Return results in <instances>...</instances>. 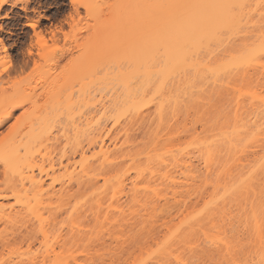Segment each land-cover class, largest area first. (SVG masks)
Returning <instances> with one entry per match:
<instances>
[{"label":"bare ground","instance_id":"1","mask_svg":"<svg viewBox=\"0 0 264 264\" xmlns=\"http://www.w3.org/2000/svg\"><path fill=\"white\" fill-rule=\"evenodd\" d=\"M6 2L7 1L3 0L1 4L4 5L6 4ZM26 2H28V0ZM153 4L154 3H150V29L148 28L150 32L146 31V33L147 32L150 33V46L147 47L148 43L146 42L147 44L145 45L146 47L144 48V51L143 50L138 51L139 48H135L136 51L133 49L134 53L133 52L129 53V58L131 59V61L128 58V62H132L136 66L135 71L134 69H133L134 72L132 71L133 74H138L137 76L140 75L141 76L140 79L142 80H140L139 82L137 81L138 83L137 84L135 83L136 85H134L133 87H129V90H127L128 94L126 93L127 96L125 95L126 98L124 97L125 99L124 98L118 100L116 99L114 101H105L104 99L98 102L100 103V105L99 108L97 107L98 108L96 110L97 113L95 112L96 115L98 116L97 117H95L96 115L94 116L96 121H93L91 118H90L91 121L90 120L85 121L87 122L86 125H84L85 123L82 124L83 128L84 127L85 128L82 129L80 127L82 130H80L79 127L74 126L75 124L74 121L76 122L77 120H74V118L72 120H68L69 119V115H68V119H67L68 122L66 124L69 127L67 126V128L70 127H76V128L75 130L74 128H71L72 129L71 131H73L72 133L73 136L69 137L67 139L68 141L65 140L67 143L65 145L63 144L64 146L60 145L59 142L56 143L59 140L61 141V139L58 140V137H54V135H52V139L50 138L51 136L50 129L52 126L50 125L51 126L50 127L49 126L50 123L48 124L49 117L47 116L49 114L48 115L46 114L47 118H45V115L44 117L41 116L42 113H40L39 115V112H41L40 110L42 109L41 108L42 105L43 104L46 105L45 101L43 104H41L43 101L37 102V99L34 100V98L32 97L33 95L32 96L30 95L31 100L27 99L28 101L26 102L20 101V99H23L21 98L22 88L21 91L17 89L19 91H15L13 93H8L7 90L6 93L4 91L5 94L3 92H0V106H1L0 112L2 113L4 110L3 117L0 118V128L4 126L3 124L6 123L7 120H9L10 118L12 119L14 112L20 110L22 111L20 117L17 118L15 120V124H13V129L14 130L17 129V131H13L12 129L13 132L12 133L9 132L10 137L7 136L9 135L7 134L6 136L0 139V256L1 259L3 258V260H5V257L8 255V258L11 261L17 260V263H21V264L22 263L46 264L51 257V253H53L52 255L55 258V261H53L54 264H72L73 262L72 263L70 262L71 259L68 260L69 259L68 256L67 258L63 257L67 255L64 251L63 252L65 253V255L63 253H62L63 255L60 253L56 255L57 252L55 253L56 250L54 247V242L59 241L60 239L63 238L62 229L65 228L63 224L61 225L62 227L61 228L59 222H56L59 221L60 219L58 218V213L61 215V213L66 212L67 216H69L70 222L68 221L69 224L66 223L67 224L66 228L68 229L67 232L69 231L68 233H70L69 235L71 237L73 236V239L72 238L71 239L74 240L72 243L74 244L75 241L77 240L75 239L77 236L75 237L74 235L76 234L79 235L80 233H81L80 235L83 236L85 235V233L82 234V232L85 231L82 228L83 224L79 222L80 220L78 219L81 218L83 219V217L88 215L90 212L93 214L94 220L95 221L98 220L99 226H101L102 224L104 225L101 226L102 227L101 229L104 228L106 229L105 226H107L108 224H111L110 226L108 225L109 230H110L109 227L111 226H113V228L114 226L117 225L121 226L123 222L122 220L125 221L130 216L131 219H134L135 217L138 218L141 217L138 220L142 219L148 222L147 220L148 217L149 220L150 219L152 220L155 218L156 215H159L155 212L156 210L157 212L160 211L159 208H157L156 206L158 203L164 202L167 203L168 205L169 196L173 197L174 201L181 202L180 199L177 200V197L180 193L179 191H181L182 189L183 190L184 188L188 189V191L187 190L186 191L190 194V192H192L193 189H194L193 193H195V190L197 189L196 188L197 185L198 187L201 185V189L202 186L204 187L205 185H211V188L213 190H211L212 192L209 195L216 196V199L215 197L209 196L214 198V200L210 201L209 199H207L211 203H208L209 205L207 204L208 205L207 207H205L204 205L203 209H205V211L203 213L199 212L198 214V216H200L199 218L197 216L196 219L192 218L191 220L189 218H186L189 219V221L186 220L187 223L185 222V224H183L186 225L185 228H182L183 227L181 225L183 222L182 221L179 224V226L182 227L181 228L178 227L179 229H177L176 227L177 229V230L175 229L176 232L173 230L174 232L173 237L169 233L172 237V239L170 237L171 241H169V244L170 242L173 244L172 246L170 244L173 251L170 250L169 248L170 246L168 244H166V247L165 246L164 247L165 249L169 248V250L164 249V251H163L164 247H161L160 245V247L162 248V252H164L163 254L165 256L164 258L167 259L168 256H172L174 250L175 251H177V249L181 250L178 247H176L177 249H173V247L177 246V244L179 245L181 244L180 246L183 245L182 247L178 245L180 248H184V246L187 248L186 245H188L189 249L194 250L193 249L194 245L198 244L197 242L203 236V235L201 237L199 236L200 232H202L205 235L204 238H206L207 241L206 244L209 243L208 247L209 246L214 247V248L211 247L212 251H210V253L213 252V249L215 248L216 250H218L215 253L216 255L219 252V250H223L228 256H226L225 253L222 255H225L226 257L231 256V258L229 257L230 258L229 260H231L230 264L233 262L236 263L235 261L232 262V260L238 259V258L235 259L236 257L235 258L233 257L234 256L233 253L235 252H232L234 248V246H232V243L237 241V237L236 240H233L234 238L230 239V236H228L227 233L226 234L228 237H224L225 234L222 235L224 231V225L226 223L224 222L225 224L220 229L217 228L218 224L216 223H214V226L211 225L212 227H214L213 230H215V228L217 229L215 234L214 233L211 234L208 231L206 232L204 230L205 228L204 225L206 224L205 223L206 220H208L207 223L209 222L210 225V223L212 224V222H217V220L215 219L219 218V221L221 220L220 214H221V218L223 217L225 218V216H222L223 214H225L223 211H226L228 208H230L231 206H229L228 208L226 207L229 204H232L231 200H229L228 198L231 199L233 198V200H235L234 198L236 196L237 198L236 200L241 199L244 202L243 203L241 201V203L246 204L247 206L250 204L251 206L250 209H248V207L250 206L248 207L244 206L248 214L245 212L246 217H245V221H243V224L246 222V224H244L246 227H249L250 224L254 226L255 232L253 231V227H252L253 232L251 231V233L252 235L254 233L253 235L254 238L256 237L255 235H257V240H255L256 245H254L255 247L253 248H256L257 246L256 250L258 249V251L256 253L258 254L256 255L254 253L256 255L257 260H253V261H255L257 264H264V235H263L264 215L262 216L261 213L263 212H261L262 211L261 209L260 210L257 209L260 211L257 212L255 207L257 206V204H255V202L258 203V201L257 200L255 202L251 201L252 196H250L251 194L255 193L254 187L258 186L256 182L259 183L260 181V186L262 184V186L264 187L263 185L264 183H262L263 182L262 180H264V178L262 179L261 177L260 179L262 180L258 178V176L260 177V175L261 176L264 175V156H261L264 152L261 151L259 153L257 150L258 147L264 149V94H260L263 92L257 93L255 92L256 90L255 91L253 90V92L251 91L252 86L254 87V89H256L257 87L259 78L256 77H258L259 75L257 76L256 74L259 73L261 75L259 77H263L264 79V0H179V1L176 0L175 4L171 6V8L170 7L164 8V6L160 5L158 2H155V5ZM138 7L137 10H140L138 9ZM100 15L97 17H101ZM137 15L138 14H136V17ZM103 18H102V22L99 19L102 25H104ZM96 20H98V18H96ZM96 20L94 19L95 23ZM143 24L142 27H145V25ZM116 26H117L116 28H118L119 25H117L116 23ZM146 38L143 39L148 41V39ZM38 39L40 41V38ZM0 42H1L0 44H3V47L5 48L6 44L2 40ZM108 53L109 52H107V54ZM102 55L103 57H105L104 54ZM95 57L92 58L95 59ZM89 58L90 57H88V59ZM99 58L97 57L95 61L97 62ZM88 59L86 58V60ZM95 61L94 63L96 65ZM250 71L256 72L255 74L253 73L254 75L251 74V77L252 75L255 76L254 78L249 77L250 76L249 74L251 73ZM84 72H86V70ZM132 72H130L129 76L131 75L130 77L135 78V75L131 74ZM91 74L92 73H90V75ZM64 77L66 76L64 75ZM238 78L242 80L241 82H244L243 83L244 86L243 85L241 86L245 88L247 87L249 88L251 86L249 90L248 88L245 89L242 87L244 91L242 89H238V91H236V87H234L235 86L234 82L238 80ZM250 78L251 80H249ZM126 79L125 80L129 82L128 80H130L131 78L129 79V77H127ZM252 79L255 80L253 81ZM256 80L257 83L255 82ZM252 81L253 83L255 82V84H252ZM260 81L261 83L264 84L263 80ZM245 82L249 83L248 86L247 84H245ZM240 83L239 84L237 83L238 85L236 84L237 88L240 85ZM2 88L4 87H1V89ZM260 89L261 88H259V90ZM16 92L18 93L20 92V93L18 94ZM72 92H70L69 95L72 94ZM230 92L234 93L235 95H233ZM51 94L53 93L51 92ZM225 94L226 96L228 95L227 97L232 96L231 98L235 99V100L233 99L234 102L230 98L228 100ZM19 95L21 96L20 98ZM69 95L67 98H69ZM84 95L82 97L83 99L85 98ZM213 95L215 97L217 96L216 101L217 99H219L220 102L223 101V103L224 102L226 103L225 100H227V103L228 102L231 103L229 105L231 107H229L230 110L228 112H224L223 110L226 108V106L228 107V105H226L227 103L221 105L222 107L225 105L224 108L221 109L220 107V110L221 111L223 110V113L225 114L227 113L226 115H223L222 119H226L227 118L226 116H228V118L231 119L229 120L227 119L223 123L217 122L215 119L214 122L212 123L214 124L221 123L218 126L216 125L214 126V124L212 125L211 123L210 125L207 122V124L212 128H209L208 126L204 127V130H202L203 136L199 138L198 136L200 134L194 135L196 133H193L192 135L190 132L187 131L188 133L191 134V136H193L191 137V139L194 138L197 141L194 142L197 143L195 144L197 153L195 152L193 153L192 149L191 151H188L187 149H189L190 147L186 148L187 151L185 150L183 151L182 148H181L182 150L175 148L177 144L175 146L169 144L168 138H170L171 141V137H172V135L168 136V134L170 133L167 134L166 139L164 140L160 139V137L162 138V136L159 134L160 133L165 134V131L162 132L163 129L170 126L171 122L174 123L173 120H175L176 122L179 114H181V117L184 118L182 116V113L183 115H185L184 112L186 111V114H188L187 113L188 111L190 112V110L195 109L194 106L196 107L197 105V107L198 106L200 107V104L202 103L203 104L206 103L204 104V106L205 105L207 106V104L212 100L215 102V98ZM220 95H224V96H220ZM71 96L72 95H70V97ZM212 96L214 99L212 98ZM219 97L221 98L223 97L222 101L220 100L221 98ZM67 98L64 97V101L72 100L70 98L69 99ZM43 99H45V97ZM61 101H63V99ZM58 102L55 105L56 108L58 107L57 104L59 105L62 103V102L60 103V100H58ZM84 102L79 101L78 103L79 105L80 103H83L85 107L87 101ZM89 103L90 102H87V106L89 105ZM72 104L74 106V104L76 105L77 103L76 102L73 103L72 101L70 103V101H67L66 104H64L65 108L68 109V110L65 109V112L67 110L71 113V109H72L71 107H73L71 106ZM203 104L201 105V108L198 107V111L199 109L202 111L203 109H205L202 107ZM210 104L213 107L216 106V105H212L213 103L211 102L208 104L207 107H209ZM245 104H247L246 107ZM45 105L43 106L45 107ZM79 105L77 108H79ZM190 105H193L191 106L193 109L191 107L189 108ZM249 105H250L249 107L250 109H247ZM53 106H51V108ZM52 109H54V107ZM183 109L186 110L184 111ZM245 109L247 111H245ZM73 113L79 114L78 111ZM231 113H233L232 114L233 116H230ZM59 114L63 116V111L62 113H58V115L57 114L56 115L59 116ZM73 115L70 114V118L73 117ZM66 116L67 115H65L64 117L66 118ZM75 116L77 117V115ZM219 121H224V120H219ZM179 122H181V120ZM80 123L81 122L79 121V124H77V126H81ZM175 125L174 124L171 125L172 126L171 132L174 131L173 128L175 127ZM142 126H144L145 128L149 127L147 128L148 130L146 133L148 134L149 139L147 135H145L147 139L151 141L152 138L150 137H153L154 138L153 141L154 140L155 141L154 142L147 141L148 143L145 144L146 145L145 147L146 148L148 147L147 148L148 150L145 148L146 153L144 152L145 154H143L144 159L141 160L140 157L139 160L136 157L139 156V154L142 153L140 151L144 149L142 148V150L141 149L137 150L135 148L136 146L133 147L134 149L133 148L131 149V146L133 144L130 143L131 140L129 141V138L131 136V133H133L135 130H137V128H140ZM177 128L179 127L176 126L175 130H177ZM182 128L186 129L185 126ZM199 132L201 133V131ZM176 133L178 134V131ZM183 133L186 134V132ZM178 135H181V132ZM176 136L174 135V137ZM121 138H123V140L125 138V141L123 143H121L122 140ZM159 139L161 140V143L160 141H158ZM174 139L172 137V142ZM180 140L182 139H179V144L183 143L182 141L180 142ZM52 141H55V143L54 142L52 143ZM189 141L191 140L189 139ZM162 142H164L163 145L166 144V146H163ZM149 143H151L153 148H151L152 146H150ZM254 148L260 154V157H258L259 156L258 155L256 156L258 158L252 159V162L249 161V163L245 162L246 164H244L243 162L244 160H246L245 158L248 157V153L251 152V149L253 152L255 150ZM132 150L134 151V153L132 152ZM137 152L139 154H137ZM257 152L256 155L258 154ZM195 155L197 156L199 155V159L202 160V162L204 163L202 167H204L203 174H205L206 178L202 177L203 174L202 171H199L200 168L197 170L200 172L199 175L200 174L202 175L201 176L198 175V171L196 170L197 167L195 166L196 164L195 162L196 160L198 161V159H196L197 156L195 157ZM123 161L125 162L124 164L128 163L126 164V166L128 165L126 169H123L126 167L123 166L124 165L122 164ZM117 162H119V164ZM250 163L253 164L250 165ZM117 165H119V167ZM58 168L60 169V171L62 170L64 171V174L63 171L61 172L62 176L63 175L64 176L62 180L60 179L61 180V182L59 183L60 189L58 191L59 195L57 194V196H59L57 199L60 200L61 205L56 206L57 211L54 210L56 212L53 211V213L57 215L54 216L52 213H49V211H52L53 207L51 209L50 205L54 204L55 202L53 201L51 202L49 200L47 202V205L49 204L48 209L49 208L50 209L47 210L43 208L47 210L49 215L48 216L45 214L46 215L45 218L44 213L46 211L44 210L45 211L44 212L42 209L43 214L40 213L41 212L40 207L43 204H46L43 202L45 196L44 194H46L47 196L50 193L48 195L50 196L52 191L55 193L54 190L56 183L54 182L55 184L53 187V185H51L52 183L49 182L48 180L51 179L52 181H54L55 177H53L54 179H52V176L59 171ZM132 170H134L135 172ZM130 171L134 172L136 176H134L135 182L133 181V183H131L132 187L130 186V188L128 189L130 194V197L129 196L128 197L131 198V200L133 198L136 204L139 205V208H141L140 212H138L139 210H132V209L129 210V208L128 211H125L124 208L122 207L123 206L122 203H120L122 206L119 204V202L123 199V196L127 193V191L125 192L126 189L125 184L128 183L127 176H129V174L131 173ZM147 177H151V179H154L153 182L150 181V178L148 180ZM212 177H214V179ZM57 178L58 177H56V181ZM201 178H203V180ZM255 179L259 181L256 180L255 182ZM145 180H148L146 185L144 182ZM48 182L50 184H48ZM254 182L256 183V185ZM162 186L163 188L167 186V189H163ZM256 188L258 189V187ZM256 188L255 190H257ZM198 189H200V187ZM198 189L196 190V192L198 191ZM50 190L51 192H49ZM84 191L87 192L85 193ZM82 192L83 194H87V197L88 195L91 194L92 197L94 198L92 200H95L93 202L94 204L91 203L92 201L91 199L87 198L91 200L89 201V203H91V206L88 205L89 204L87 203L88 200L87 199L85 200L86 197L84 198V201L83 200L77 201V199H79L77 197H80V199L83 198L82 196L84 195L77 196V194H81ZM89 192L92 193L88 194ZM56 193H55V198H56ZM193 193L191 195H193ZM257 193L258 192H256V195H258ZM129 194L127 193L126 195ZM182 196L185 197V194ZM259 196L260 198L257 199L261 200L262 196L260 195V193ZM51 197L52 196H50L49 198ZM53 197L51 198V200H53ZM179 197L181 196L179 195ZM95 198L97 199V201ZM226 198L231 203L228 202ZM150 199L153 201L152 203ZM58 200H57L58 202L57 204H60ZM74 200H75V204H73ZM105 200H109L108 202L110 203V205L106 204L107 201L105 203L104 202ZM224 201L228 202L229 204L226 206L222 205L225 203ZM204 202L205 200L203 201V203ZM221 202L223 203L221 204ZM236 202L240 203V200ZM104 203L108 205V207L106 206L107 209L103 210ZM147 203H149V205L155 204L152 206V207L155 206L154 209L150 207L151 210L154 211V213L150 214L152 212L150 210H149L150 213L148 212ZM180 204H184V203L182 202ZM124 205L126 206V204ZM132 205L133 203L130 206ZM137 205L135 206V208L138 207ZM167 205H165L164 207H166ZM65 206L68 207L65 208ZM86 206L88 207L90 206L89 207L90 209ZM241 206L243 205L241 204ZM43 207H46V205L45 206L43 205ZM85 207L88 208L90 211ZM142 209L144 212H146L145 214L143 213L140 214ZM228 212L232 214V212L230 211ZM252 212H253V216L250 218L248 215H252ZM91 213L88 216H90ZM153 214L154 216H152ZM150 215L152 217H150ZM90 217L92 218V216ZM239 217H241V215ZM229 218L231 220V216ZM234 218L236 219V217ZM241 218H243L244 220L243 216ZM100 219L102 220V222ZM131 219H128L127 221L129 220L131 221ZM224 221L226 220L224 219ZM134 223L136 224V222ZM238 223L241 222H239L238 220ZM133 224H131V226ZM54 227H56L58 230L55 228L57 230L56 231ZM235 228H238V226ZM250 228L251 226L248 228L249 231H247L249 233L251 230ZM228 230L229 229H227L226 232H228ZM39 234L42 237L41 240L43 239V241H41L42 245L46 247L45 253H47V256L45 255L46 257H43L44 255L42 254L43 258L40 259L39 255L38 256L36 254L33 255L31 254V252L29 254L28 253L23 254L24 251L23 250H22L23 252L20 251L21 245L19 246V243L20 242L23 243L25 240L26 241L28 240L30 242L29 246H31L34 244V242L31 241L36 239ZM97 234H99L98 231ZM97 234L95 233L94 235ZM232 234H234V232ZM65 235L67 236V233ZM87 235L88 233H86L84 237H87ZM102 235L105 236L104 233H101V235L99 234V238ZM78 238L81 237L78 236ZM90 238H92L91 235ZM94 238L95 237H93L92 239L93 241ZM194 238H198L199 240L193 241ZM81 239L79 240L81 241ZM228 239H230L231 241L230 240L228 241ZM79 240H77V242ZM84 241H81V243H83ZM93 241H90V243H92ZM257 241L259 244L257 243ZM63 242H65V245L66 244L68 245L70 241L68 243H66V241ZM238 242H239L238 246L240 244L242 245L244 244V243H240L242 241L239 239ZM253 244L254 242L252 243V245ZM64 246H62L63 249ZM198 246L197 248H199ZM200 246L202 247V245ZM67 248L68 247H66L65 249ZM256 250L253 251L255 252ZM240 252H237V254H239ZM254 254L253 256H255ZM175 255H178V253ZM181 256H177V257L172 256V258H176L175 262L177 261L176 262L177 264L178 263L188 264L189 262H185L186 259H183V257L181 259L180 258ZM244 259L245 257L242 260ZM51 260L54 259L51 258ZM163 260H161L160 258V263H158L159 260L157 261V263L163 264ZM188 260H191L190 257ZM50 262L51 261H49L47 264H49ZM239 262L237 263L239 264ZM250 263H252V261Z\"/></svg>","mask_w":264,"mask_h":264},{"label":"rangeland","instance_id":"2","mask_svg":"<svg viewBox=\"0 0 264 264\" xmlns=\"http://www.w3.org/2000/svg\"><path fill=\"white\" fill-rule=\"evenodd\" d=\"M2 1L3 0H0V41L2 40L6 45L4 48L3 44H0V78H1L0 79V83H1L0 84V92L4 93V91H5V93H6L8 91V93H13L15 91H19V90L21 91V88H22V91H21L22 97L19 95V98L21 97L23 99H20V101L26 102V101H28L27 99L31 100L30 95L31 96L33 95L32 97L34 98V100L37 99V102L43 101L41 104H43L45 101L46 105L43 104V105H45V107L43 105H42V107L40 106L42 109L40 108L41 112H39V115H40V113H42L41 116L44 117V115H45V118L49 117L48 124L50 123L49 126L50 125L52 126V127L50 126L51 127V129H50L51 133L49 132L51 134L50 138L52 139V135H54V137H58V140L61 139V141L56 140L57 141L56 143L59 142L60 145L64 146L67 143L66 141H68L67 139L69 137L73 136V134H72L73 131H71L72 130L71 128H74V130H75L76 127H79V129L82 130L85 128V127L83 128L82 124L85 123L84 125H86V123H87L85 121H87V120L89 121L90 118L93 121H96L95 117L98 116V115H96V113H97L96 110L99 108V105H100V103H98V102H100L101 100H104V99H105V101H114L116 99L118 100V99H123L124 97L126 98V96H127L126 93L128 94L127 90H129V87H133L140 80H142V79H140V77H141L140 75L137 76L138 74H133L136 66L132 62H128V58H129V53H132V52L134 53L133 49L135 50V48H139L138 51H140V50L144 51V48L146 47L145 45L147 43H148L147 47L150 46V33H148V32H150V30H149L150 29V3H154L153 5H155V2H158L160 5L164 6V8L165 7L171 8V6H173L175 4L176 0H28V2H26L27 0H4V1H7L6 4H4V5L1 4ZM135 6H137V7L139 6L138 9H140V10H137V7H135ZM136 14H138L139 16L137 15V17H136ZM99 15L101 17H97ZM96 18H98V20H96ZM102 18L104 20L103 21L104 25H102V23H101ZM94 19L96 20V23H95ZM99 19L101 22L99 21ZM108 19H110L111 21ZM118 19H120L121 21ZM105 20L107 22V25H106ZM122 21H125V22H122ZM118 22H119V24H118ZM143 22H144V24H143ZM116 23H117V25H119L118 28H116L117 27ZM30 24L35 25V28L30 27ZM98 24H100V25H98ZM142 24L145 25V27H142ZM95 25H96V27H95ZM132 26H134V27H132ZM101 27H103V28H101ZM106 27H107V29H106ZM134 28H136V29H134ZM144 28H145V30H144ZM115 30H117V31H115ZM143 30H144V32H143ZM146 31H148V32L146 33ZM110 36H112V37H110ZM146 37H148V38H146ZM38 38H40V41ZM143 38L148 39V41H146ZM107 52H109L110 54L108 53L109 54L108 55ZM30 53H32V54H30ZM27 54H29V55H27ZM102 54H104L105 57H103ZM86 55H88V56H86ZM91 56L92 57L97 56L98 58L100 57L99 58L100 60L98 59V61L96 62L95 59H97V57H95V59H94ZM88 57H90V58L88 59ZM86 58L88 60H86ZM91 60H93V61H91ZM129 60L131 61L130 58H129ZM94 61L96 62V65H95ZM92 62L94 63L95 66L93 65ZM133 69H134V71H133ZM85 70H86V72H84ZM130 72H132L131 74L135 75V78L130 77L131 75L129 76ZM136 72H137V69H136ZM90 73H92V74L90 75ZM253 73L255 74L256 72H254V71L251 72L249 74L250 75L249 77H251V74H253ZM119 74H121V75H119ZM64 75L66 77H64ZM253 75L251 78L255 77ZM256 75L261 76L259 73ZM259 76L256 77V78H259L258 83H257V80L255 81L257 83L256 89H254L253 86L252 87L250 86L251 91L253 92V90L254 91L256 90L255 92H257V93L263 92L260 94H264V84L261 83V81H260V80H263V82H264V79H263V77H259ZM127 77H129V79L130 78L131 79L133 78V79L132 80L130 79L131 81L128 80L129 82H127L126 81ZM251 78L249 80H251ZM3 79H4V81H3ZM252 80L254 81L255 79H252ZM236 81L234 82L235 83L234 87H236V91H238V89L243 90V88H245V87H243L244 82H241L242 80H240V78H238V80H236ZM247 81H248V79H247ZM253 81H252V84H255V82L253 83ZM10 82H11V84H10ZM237 83L238 84L240 83L238 88L236 86ZM245 84H247V86H248L249 83L245 82ZM262 84H263V86H262ZM241 85H243V86H241ZM1 87H4V88L1 89ZM247 88H245V89H247ZM249 88H248V90H249ZM259 88H261L262 90L260 89L261 90L260 91ZM17 89H19V90H17ZM9 91H11V92H9ZM50 91L53 94H51ZM247 91H245V92H247ZM70 92H72V94H70V95H72L71 97L69 95ZM82 92H83V94H82ZM86 92H88V93H86ZM16 93H18V92H16ZM43 93H44V96H43ZM57 93H58V95H57ZM84 93H85V95H84ZM230 93H232V92H230ZM232 94L235 95L234 93H232ZM68 95H69V98L72 100H67V101H70V103H71V101L73 103L74 102L77 103L76 105L74 104V106H73V104L71 105V106H73V107H71L72 108L71 113L69 111H67L68 109L65 108V105H64L67 102L66 100L64 101V97L67 98ZM83 95L85 97L84 99L82 98ZM216 95H218V94H216ZM41 96L43 98L45 97V99H43ZM213 96H212V98H213ZM220 96H224V95H220ZM225 96H226V94H225ZM216 97L214 96L215 102L212 99H211L212 101L209 102V103L212 102L213 103L212 105H216L214 107L211 106V104L209 105V107H207L209 103L207 104V106L206 105L204 106V104H206V103H204V104L202 103L203 104L202 107L205 109H203V111L199 109V111H198L199 106L197 107V105H196V107L194 106L195 109H193L191 107L193 105H190L189 108L191 107L193 110H190L191 113L187 110L188 114H186V111H185L186 109H183L185 111V112L183 111L185 113V115H183L182 112L181 113H182V116L184 118H182L181 114H179V116H178L179 120L177 119L178 122H177V120H176V122H175V120H173L174 123L171 122L170 126H168L169 128L167 127L165 129H163L162 132L165 131V134L160 133L159 135L162 136V138L159 136L160 139H163V140L166 139L167 134L170 133V134H168V136L172 135L173 139L174 138L175 139L172 142V137H171V141H170V138H168L169 144L174 145V146L177 144L178 146L177 145L175 146L176 149H180V150L183 149V151L184 150L185 151H187V150L191 151V149H192L193 153L194 152L197 153V149H196V145H195L197 143H194L197 141L194 138L191 139V137H193V136H191V134L192 135H193V133H196L194 135L200 134L198 136V138L202 137L203 136L202 130H204V127L208 126L209 128H212L208 124L211 123L213 125L214 123H212V122H214L215 119L217 122H222V123L225 122V120H227V119L228 120L231 119V118H228V116H226L227 117L226 119H222L223 115L227 114V113L226 114L223 113V110H224V112H228L230 110L229 107H231V106H229V105L231 103L230 102L227 103V100H225L227 104L225 102L223 103V101H222L223 97L222 98L219 97V98H221L220 100L222 102H220L219 99H217V101H216ZM231 97L232 96L227 97V98H228V100L230 98L234 102L235 99L233 98L234 99L233 100ZM233 97H235V96H233ZM69 98H67V99H69ZM80 98H81V100H80ZM62 99H63V101H61ZM58 100H60V103L61 102L62 103L59 105L57 104V106L59 108L58 107L56 108L55 105L58 102ZM79 101L90 102L89 103L90 106L89 105H88L89 107L87 106V102H86L85 107H84L85 102H84V104L80 103V105H79V103H78ZM94 103L95 104L97 103V104L95 105ZM82 104H83V106H82ZM202 104H200L199 108H201ZM223 104L228 105V107L226 106V108L221 111L220 107L222 109L225 106L224 105L222 107L221 105H223ZM67 105H68V103H67ZM78 105H79V108H77ZM92 105H94L95 107ZM218 105H220V106H218ZM246 105L247 104H245V107H246ZM51 106H53L54 109H52L53 107L51 108ZM80 106H81V108H80ZM63 107H64V109H63ZM215 107H217V108H215ZM249 107H250V105L248 106L247 109H250ZM76 108H77V110H76ZM185 108H187V107H185ZM65 109H67L66 110L67 113L65 112ZM72 110H73V112L78 111L79 114L73 113ZM62 111H63V116L61 114H59V116H57L58 113H62ZM245 111H247V110L245 109ZM3 113H4V110L2 113L0 112V118L3 117ZM21 113H22L21 110L14 112V115H13L14 118L13 117H12V119L10 118L11 120L9 119V120H7L8 122L6 121V123L3 124L4 126L0 128V139L3 138L4 136H6L7 134H9V132L12 133L13 131H17V129H15V130L13 129V124H15V120L20 117ZM68 113H70L71 115L75 114V115H77V117L75 115H73V117L70 118V114H68ZM46 114L47 115L49 114V115L46 117ZM64 114L67 115L66 118L64 117L65 116ZM232 114L233 113H231L230 116H233ZM68 115H69V119H68ZM73 118H74V120H77L76 122L74 121L75 124L73 123L74 126H76V127L67 128L68 125L66 123L68 122V120H72ZM201 119H202V121H201ZM180 120H181V122H179ZM219 120H224V121H219ZM79 121L81 122L80 123L81 126H77V124H79ZM71 122H69V123H71ZM207 122H208V124H207ZM172 124H174V125L176 124L175 127L173 128V130H174L173 132H171L172 131V126H171ZM220 124L221 123H219V124L216 123V124H214V126L215 125L218 126ZM70 126H72V125H70ZM176 126L179 127V128H177V130H175ZM184 126L186 129L182 128ZM202 126H203V128H202ZM144 128H145L144 126L137 128V130H135L136 132L134 131L133 133H131V136L129 138V141L131 140L130 143H132L134 145L133 146L131 144L132 145L131 149L135 146H136L135 148L137 150H139V149L142 150V148L144 149V150L140 151V152H142L141 154H139L137 152V154H139V156H137L136 158H138L139 160H140V157H141V160L144 159L143 154L146 153L145 150L148 148V147L147 148L145 147L146 146L145 144L150 141V140H148L149 139L148 134H146L147 130H148L147 128H149V127H146L145 128L146 130ZM12 129H13V131H12ZM175 131L176 132L178 131V134H180V132H181V135H178ZM182 131L186 132V134H184ZM187 131L190 132L191 134L188 133ZM199 131H201V133ZM160 132H161V130H160ZM145 135H147L148 139ZM174 135L175 136L177 135V136L174 137ZM7 136L10 137V134ZM163 137H165V138H163ZM150 138H152L150 141V142H152L154 138L153 137H150ZM121 139H122L121 143H123L125 141V138H124V140H123V138H121ZM145 139H147V140H145ZM160 139L158 141H160V143H161ZM179 139H182V140H180V142L182 141L183 143L179 144ZM189 139L191 141H189ZM187 141H188V143H187ZM53 142L55 143V141H52V143ZM61 142H62V144H61ZM156 142H157V140H156ZM164 142H162V145L164 144ZM170 142H172V143H170ZM193 143H194V145H193ZM149 144H150V146H152L151 143H149ZM163 146H166V144ZM167 146H169V145H167ZM187 147H190L189 148L190 150L189 149L186 150ZM151 148H153V146ZM258 148H257V150L259 153L261 151L264 152L263 148H260V147H258ZM257 150L255 149L254 151L257 152ZM132 152L134 153L133 150H132ZM253 152L251 149L250 153L252 155L250 153H248V157H250V158H248V157L245 158L246 160H244V162H243L244 164H246L245 162H247V163H249V161L252 162V159H254V158L260 157V154L258 152H257L258 153L257 155H256V152H254V153ZM196 156L197 155H195V157ZM256 156H258V157H256ZM261 156H264V153ZM196 159H198V161L196 160V162H195L197 164V165L195 164V166L197 167L196 170L200 168L199 171H202V174H203V172H204L203 168L204 167H202V166L204 163L202 162V160L199 159V155L197 156ZM199 160H200V162H199ZM253 161H255V160H253ZM117 163L119 164V162H117ZM124 163L125 162L123 161L122 164H124ZM126 164H128V163H126ZM126 164H124L123 166L125 167ZM251 164H253V163H250V165ZM117 166L119 167V165H117ZM57 167H59V166H57ZM127 167H128V165L123 169H126ZM62 171H60V169H59V171L55 174L57 176H55V175L52 176V179H54L53 177H55L54 181H52L51 179L48 180L49 182L52 183L51 185H53V187H54V184L56 183L55 184V190L53 188L55 193L57 192L56 198H55V193L53 191L51 192V190L49 192H51L50 196H52V197L54 196L53 200H51L52 197L49 198L50 196H48L50 193L47 196H46V194H44L47 198L44 196L43 202L46 204H43V205L44 206L46 205V207H43V205H42L40 207V210H41L40 213H42L45 209L49 210L50 208L52 209V207H53L52 211H49V213H52L54 216L57 215V214H54L53 211L56 210V208H57L56 206L61 205L60 200L57 199L59 197V196H57V194L59 193L58 191L60 189L59 183L61 182V180L64 176V175L62 176V174H61ZM132 171H134V170H132ZM132 171H130L131 173L129 174V176H127V182L128 183L125 184L126 185L125 188L127 189V190L125 189V192L127 191L128 194H129L128 189L130 188V186L132 187L131 183H133V181L135 180L134 176H136L134 173L135 171L134 172H132ZM199 171H198V175L200 173ZM63 174H64V171H63ZM202 174H200L199 176H201ZM56 177H58L57 181H56ZM202 177L206 178L205 174H203ZM261 177L263 179L264 175H262V176L260 175V177L258 176L259 179ZM129 178L132 180H130ZM149 178H150V181L153 182L154 179H151V177H147L148 180H149ZM203 178H201V179L203 180ZM212 178L214 179V177H212ZM262 179H260V180H262ZM148 180L144 181L145 185H146ZM256 180L257 179H255V182H256ZM257 181H259V180H257ZM262 181L261 182L264 183V180H262ZM49 182H48V184H50ZM158 183H159V181H158ZM256 183L258 185V186H256V187H258V189L256 187H254L255 193L250 195V196H252L253 199L251 197L250 198H251V201H254V202L256 200L258 201V203L255 202V204H257V206H255V207H256V210L257 209L262 210L261 212H263V213H261V214L263 216L264 215V187L262 186V184L260 186V181H259V183L258 182H256ZM256 183H255V185H256ZM199 184H201V183H199ZM199 187H200V189H198ZM199 187H198V185L196 186L198 191L196 192V190H197L196 189L195 193H193L194 189L192 192H190V194L187 192L188 189H185V188H184V190L183 189L181 190L182 192L179 191L182 195L185 194V197H184L179 193V195L181 197H179V195H178L177 200L180 199L181 202H176V201H174L173 197L169 196L168 205H167V203H164V202H162V203L160 202L158 204L156 203L157 204L156 206H157V208H159L160 211L157 212V210H156L155 212L159 215L155 214L156 216L152 220L151 219L149 220L148 219L149 217L148 218L146 217L148 222L144 221L142 219H141L142 221L138 220L141 217H139V218L135 217L134 218L135 220H134V219H131V216H130L127 218V220L131 219V221L125 220V221H127V222H125L124 220H122L124 222L123 223L120 220L123 224V225L121 224V226L117 225V226H114V228H113V226H111V227H109L110 228V230H109L108 225L110 226L111 224H108L107 226H105L106 229L105 228L101 229L102 228L101 226L103 224L101 225V223H100L101 226H99L98 220L97 221L94 220L93 214L91 212H90L91 213L90 216H92V218L90 216H88L90 214L88 212L89 214L87 213L88 215L84 216L83 219L82 218L78 219V220H80L79 222H81L83 224V227H82L83 230H85L84 232H82V234L85 233V235H86V233H88L87 237H84L85 235L84 236L80 235L81 233L80 234L78 233L79 235H77V234L74 235L75 237L77 236L76 238L74 237L77 240H79L81 238H82L81 241L85 240L83 242L84 244L81 243L80 240H79L80 242L78 241L79 243L76 240L75 243L72 244L74 241V240H72L73 236L71 237L69 235L70 233H68L69 231L67 232L68 229L66 228V226H67L66 223H68V221L70 222L69 216H67L66 212L61 213V215L58 213V218H60V219H59V221H56V222H59L60 227L63 224L65 226V228H63V229H65V230L62 229L63 238L60 239L59 241L54 242V247L56 250L55 253L57 252L56 255H58L59 253L60 254L63 253L65 255V253H66L67 255H65L63 257L67 258V256H68V258H69L68 260H70V259L73 260V261L70 260L71 263L73 262L72 264H158V263H160V258H161V260L165 259V260H163V264H165V262H166V264H174V263L177 264L176 263L177 261L175 262L176 258H172V256L177 257V256H181V255L182 256L180 258L182 259V257H183V259H186L185 262H189L188 264H192V263L193 264H230L231 260H229V259L231 258V256H229L230 258L226 257L228 255H226L225 251L219 250L220 253L218 252L216 255L215 253L218 250H216V248H215V249H213V252L210 253V251H212L211 247H213V246L208 247L209 243L206 244L207 241H206V238H204L205 235L202 232H200L201 235L199 234V236L201 237L203 235L202 236L203 238L201 237L199 240L198 239L199 237H198V238H194V240H193V241L199 240L201 242V243L199 241L197 242L199 244V246H198V244H196L199 248H197V246L194 245L193 249L195 251L189 249L188 245H186L187 248L185 246H184V248H180L183 245L180 246L181 244L180 245L177 244V246H174L173 249H177L176 247H178L181 250H178V249H177V251L174 250V252H175V253L173 252L174 255L172 254V256H168V258H167L168 260L166 258H164L165 257L163 255L164 252H162L161 247H164V246L166 247V244H168L169 246H170V244H171V246L173 245L171 242L169 244V241H171L173 234H174L173 230L176 232V230L179 229L178 227L181 228L183 226L182 228H185L186 225H183V224H185V222L187 223L186 220L189 221V219L191 220L192 218L196 219V216L199 218L200 217V216H198L199 212L203 213L205 211V209H203L204 205H205V207H207L209 205L208 203H211L210 201L214 200V198H212V197H215V199H216V196L209 195L212 192L211 190H213L211 188V185H205L204 186L205 188L202 186V189H201V185ZM162 188H163V186H162ZM255 188L257 190H255ZM56 189H58V190H56ZM163 189H167V186ZM256 192H258L257 193L258 195H256ZM52 193H53V195H52ZM90 193H92V192H89L88 194H90ZM192 193L195 196L191 195ZM259 193L262 196L261 200L259 199L260 202L257 199V198H260ZM78 195H84V196H82L83 198H81V199H80V197H77L80 199V200L77 199V201H82V200L84 201L85 197H86L85 200L87 198H89L91 200L94 199L91 194L88 195V197H87V194H83V192L81 194H77V196ZM125 195L123 196V199L119 202V204L122 203L123 206L121 204L120 205L124 208V210L128 211V208H129V210L130 209L139 210L138 212H140L141 208H139V205L136 204V202L133 200V198H132L133 201L131 200V198H129L130 194L126 195V196ZM169 195H171V194H169ZM209 196H212V197H209ZM45 198H46V200H45ZM124 198H126V199H124ZM54 199H55V201H54ZM89 199H87L88 200L87 203H89V201H91ZM182 199H183V201H182ZM184 199H185V201H184ZM207 199H209L210 201ZM228 199L231 200L232 204L228 203V202H230ZM228 199H227L228 202H226L227 201L226 200V201H224L225 202L224 204H222L223 202H221V204L225 205V206L229 204L226 208L231 206L230 207L231 209L228 208L226 211H223L226 215L223 214L222 216H225V218L224 217L221 218V214H220V219L223 222L221 220L219 221V218H218V219H215V220H217V222H212V224L210 223V225H209V222L207 223L208 220H206V222H205L206 224L204 225V227H205L204 230L206 232L208 231L211 234H213V233L215 234L217 229L215 228V230H213L214 227H212L211 225L214 226V223H216V224H218L217 228L220 229L226 223L225 224L226 226L224 225V231L225 232L223 231L222 235L225 234L226 236L224 235V237L230 236V239L234 238L233 240H236V237H237L236 242L232 241V242H234V243H232V246H234L232 252L236 253V254L233 253V255H234L233 257L234 258L236 257L235 259L238 258L240 262L238 261V259L232 260V262L235 261L236 263L233 262L234 264H238L237 262H239V264H253V263L257 264L255 261H253V260H257L256 255L258 254V253H256L258 251V249L256 250L257 246H256V248H253V247H255L254 245H256L255 240H257V235H255L256 236L255 237L256 239H255L253 236L254 233H253V235L251 233L252 227H253V231H254V226L250 224V226H251V228H250L251 234H250L249 232H247V231H249L248 228L250 226L246 227L244 225V224H246V222L243 224V221H245V217H246L245 212L248 214V212L244 206L248 207V206H250V204L248 206L246 204H243L244 202L241 199H238V200H240V203L239 202L237 203L236 201H238V200H236L237 199L236 196L234 198L236 201L233 200V198L232 199L228 198ZM49 200L51 202L53 201L55 203L50 205L51 207L48 209L49 204L47 205V202ZM57 200L59 201L60 204H57L58 203ZM109 200H105L104 202L106 203V201H107L106 204L110 205V203L108 202ZM204 200H205V202L203 203ZM94 201L95 200H92L91 203L94 204L93 203ZM96 201H97V199H96ZM241 201L243 203H241ZM51 202H49V203H51ZM152 202L153 201L151 200V203ZM182 202L184 204H180ZM235 202H236V204H235ZM91 203H89L88 205L91 206ZM105 203L103 204L104 205L103 210L107 209L106 206L108 207V205H106ZM132 203H133V205H132L133 207L130 206ZM62 204H63V202H62ZM73 204H75V200L73 201ZM124 204H126V206ZM241 204L243 206H241ZM128 205H129V207H128ZM136 205L138 207L135 208ZM147 205H148L147 206L148 212L150 213V211H152L150 214L154 213V211L151 210L150 207H152L155 204L149 205V203H147ZM165 205H167V206L164 207ZM238 205H239V207H238ZM67 207L65 206V208H67ZM86 207H88V206H86ZM154 207H152V208L154 209ZM243 207H244V209H243ZM43 208H45V209H43ZM88 208H86V209H88ZM176 208H177V210H176ZM226 208H224V209H226ZM250 208H251V206L248 207V209H250ZM42 209H43V211H42ZM47 210H45V211L47 212ZM244 210H246V211H244ZM259 210H257V212ZM56 211H54V212H56ZM142 211H143V209L141 210L140 214L146 213V212H144V211L142 212ZM228 211L232 212V214H230ZM46 212L44 213V215L45 214L48 215V212L47 213ZM169 212H170V214H169ZM237 212H238V214H237ZM64 213H66V214H64ZM241 213H243V214H241ZM249 213H251V212H249ZM52 214H50V215H52ZM229 214L231 216V220L229 218L230 217ZM46 215L44 216L45 218H46ZM234 215H236V216H234ZM240 215H241V217L242 216L244 217V220H243V218L239 217ZM152 216H154V214ZM152 216L150 215V217H152ZM248 216L251 218L253 216V212H252V215H248ZM259 216H260V214H259ZM234 217H236V219ZM186 218H189V219H186ZM224 219L226 221H224ZM261 219H262V217H261ZM66 220H67V222H66ZM102 220H103V218H102ZM102 220H101V222H102ZM137 220H138V222H137ZM238 220L242 224L238 223ZM263 220H264V218H263ZM121 222H119V223H121ZM134 222H136V224ZM181 222H182V224H181L182 226H179V224ZM232 222H233V224H232ZM141 223H143V224H141ZM131 224H133V225L131 226ZM227 225L228 226L231 225V226L228 227ZM237 226H238V228H235ZM241 226H243V227H241ZM58 227H59V225H58ZM98 227H99V229H98ZM176 227H177V229H176ZM37 228H38V226H37ZM55 228L56 227H54V229ZM172 228H174V229H172ZM243 228H245V229L247 228V229L245 230ZM170 229H171V231H170ZM225 229L226 230L229 229L228 232H226ZM55 230H54V232H55ZM235 230L238 231L239 233L236 232ZM97 231L100 235H101V233H104L105 236L102 235L103 237L100 236V238H99V234H97ZM101 231H103V232H101ZM230 231L232 233L234 232V234H232ZM65 232L67 233V236L65 235L66 234ZM110 232H112V233H110ZM95 233L97 235H94ZM169 233L172 235V237ZM226 233L228 234V236ZM230 233H231V235H230ZM71 235H73V234H71ZM90 235L92 238H90ZM110 235H112V236H110ZM68 236H70V237H68ZM78 236L81 238H78ZM64 237L66 240L64 239ZM93 237H95L94 241L92 240ZM170 237H171V239H170ZM41 238L42 237L40 236V234L38 235V237L36 239L33 238L34 240L31 242H34V244L31 246H29L30 242L28 240L27 241L25 240L23 243L20 242L19 243V246L21 245L20 251L23 250L24 251V252L22 251L23 254L24 253L29 254L31 252V254H33V255H35V254L37 256L39 255L40 259L43 257H46L47 256V253H45L46 247H44V245H42L41 241H43V239L41 240ZM168 239H170V240H168ZM230 239H228V241ZM238 239L242 241L240 243H244L243 244L244 246L242 244H240L241 246L239 245L240 247L238 246V243H239ZM61 240H62V242H61ZM86 240L87 241L89 240V241L87 242ZM226 240H227V238H226ZM63 241H66V243H68L70 241L69 242L70 244L68 243V245L67 244L65 245V242H63ZM90 241H93V242L90 243ZM258 241H257V243H258ZM28 242H29V244H28ZM174 242H176V241H174ZM249 242H250V244H249ZM253 242H254V244L252 245ZM61 243H64V244H61ZM61 245L62 246L65 245L64 249ZM160 245H161V247H160ZM168 245H167V247H168ZM200 245H202V247ZM250 245H251V248H250ZM59 246H61V247H59ZM171 246L169 248L171 251H173ZM66 247H68V248L65 249ZM165 247L163 248V251H164ZM258 247H259V245H258ZM159 248H161V249H159ZM169 248H166V249L169 250ZM206 249L207 250L209 249V250L207 251ZM241 249H243V250H241ZM253 250H256V251L254 252ZM179 251H181V252H179ZM165 252H167V251H165ZM237 252H240L239 254H242V255L237 254ZM177 253H178V255H175ZM224 253L226 256L222 255ZM252 253L253 254L255 253L256 255L254 254L255 256H253ZM42 254L44 255L43 257H42ZM52 254L53 253H51V257L47 261V263L49 261H51L50 263L54 264L53 261H55V258L53 257ZM236 255H239V256H236ZM4 257H5V255H4ZM57 257H59V256H57ZM189 257L191 260H188ZM244 257H245V259L242 260ZM51 258L54 260H51ZM170 258H172V259H170ZM6 260H8L9 262ZM62 261H63V259H62ZM154 261H155V263H154ZM157 261H158V263H157ZM170 261H171V263H170ZM251 261H252V263H250ZM8 263L9 264H21V263H17V260L11 261L8 258V255L5 257V260H3V258L1 259V256H0V264H8ZM233 263H231V264H233ZM178 264H180V263H178Z\"/></svg>","mask_w":264,"mask_h":264},{"label":"snow or ice","instance_id":"3","mask_svg":"<svg viewBox=\"0 0 264 264\" xmlns=\"http://www.w3.org/2000/svg\"><path fill=\"white\" fill-rule=\"evenodd\" d=\"M30 27H33V28H34V27H35V25H30Z\"/></svg>","mask_w":264,"mask_h":264}]
</instances>
